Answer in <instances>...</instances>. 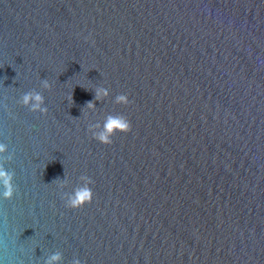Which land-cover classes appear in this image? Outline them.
<instances>
[{
    "label": "water",
    "instance_id": "obj_1",
    "mask_svg": "<svg viewBox=\"0 0 264 264\" xmlns=\"http://www.w3.org/2000/svg\"><path fill=\"white\" fill-rule=\"evenodd\" d=\"M118 113L132 131L95 140ZM0 143V264H264V0H0Z\"/></svg>",
    "mask_w": 264,
    "mask_h": 264
},
{
    "label": "clouds",
    "instance_id": "obj_2",
    "mask_svg": "<svg viewBox=\"0 0 264 264\" xmlns=\"http://www.w3.org/2000/svg\"><path fill=\"white\" fill-rule=\"evenodd\" d=\"M43 89L51 90L53 85L47 79L41 81ZM94 100L86 102V106L82 109L83 115L88 116L89 110L92 112L96 111V101L103 102L106 98L110 96V91L103 86H97L93 89ZM69 99L74 104L73 93L69 96ZM20 104L29 108L32 112H38L47 115L48 108L45 106V97L41 92L32 90L26 92L22 95ZM115 103L119 105H129L131 103L128 95L118 94L115 97ZM89 131L92 133V137L104 145H111L113 137L117 133H129L132 131V124L130 120L123 114H108L103 123H90L88 125ZM8 152V147L4 143H0V154ZM13 159L12 155H8L6 161L0 162V187H2V196L5 200H12L17 194V185L15 184V172L6 169L5 164ZM82 184L76 187L71 193H62L65 198V206L70 209H80L85 205L92 203L95 193L92 190L91 185L95 183L87 175H82L80 177ZM52 183L58 185V187L63 190L68 186L69 179L64 176V178H56ZM63 254L60 252H55L49 255L44 264H62ZM72 264H81L79 259H74Z\"/></svg>",
    "mask_w": 264,
    "mask_h": 264
}]
</instances>
